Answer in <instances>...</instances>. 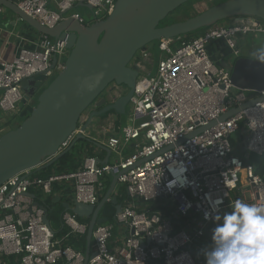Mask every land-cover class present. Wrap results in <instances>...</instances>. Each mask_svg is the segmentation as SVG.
I'll return each instance as SVG.
<instances>
[{"label": "built area", "instance_id": "1", "mask_svg": "<svg viewBox=\"0 0 264 264\" xmlns=\"http://www.w3.org/2000/svg\"><path fill=\"white\" fill-rule=\"evenodd\" d=\"M10 1L47 29L67 18L85 25L103 21L115 3ZM77 3L90 7V24L72 12ZM247 35L252 40L261 39L264 47V23L251 17L209 28L188 42L161 39L152 77L148 67L154 65L153 56L148 49L139 52L133 65L146 75H139L130 98V125L106 142L114 161L99 165L95 158L85 157L74 172L47 178L26 177L24 172L0 185V264H6V258L16 264H57L62 260L82 264L84 254L62 247V241L53 238L51 228L43 222L44 211L34 206L26 194L37 190L46 197L58 185L70 192L68 203L96 206L111 175L118 176L117 185L123 187L127 203L120 205L111 223L93 228V256L87 264H195L198 254L205 256L203 264H207V250L200 241L206 234L213 236L219 225L215 217L238 199L264 207V177L255 174L247 161L249 155L264 154V90L235 89L231 83L232 64L218 66L206 51L212 41L222 40L236 59L240 56L236 46ZM254 54L264 65V53ZM67 56L64 41L40 34L32 47H20L10 61L0 60V112L16 115L22 111L26 106L17 108L23 97L20 83L34 75L46 73L49 78L59 73ZM53 57L56 63L50 71ZM252 101L251 106L218 121L230 110ZM86 115L80 117L79 127ZM212 122L215 124L209 126ZM236 134L242 140V158L234 155L236 144L233 146L232 141ZM130 142L134 150L123 157ZM181 166L186 171L182 172ZM173 180L177 183L170 187ZM185 180L187 183L181 187L179 182ZM206 194L212 200L222 199V203L211 207ZM232 195L239 198L231 201ZM139 202L143 207H138ZM62 222L70 234H86L87 225L72 213H63ZM114 228L116 238L112 236Z\"/></svg>", "mask_w": 264, "mask_h": 264}, {"label": "water", "instance_id": "2", "mask_svg": "<svg viewBox=\"0 0 264 264\" xmlns=\"http://www.w3.org/2000/svg\"><path fill=\"white\" fill-rule=\"evenodd\" d=\"M191 1L115 0L112 13L103 21L85 25L67 18L54 28L47 29L12 1L0 0V14L2 10L11 12L38 34L64 41L68 50L62 71L46 86V73L31 76L20 83L21 104L27 106L33 98L34 104L17 127L0 135V185L18 174L27 172L25 176L31 177L50 167L80 140L88 143L90 139L84 133L96 119L102 121L103 116L110 112L125 115L140 75L133 60L150 44L161 39L181 38L225 20L251 17L264 22V0H226L184 21L159 26L170 14ZM77 7L90 11V7L82 3H77ZM55 63L56 58L53 57L50 71ZM231 83L237 90L263 91L264 65L254 57L240 55L232 63ZM112 85L113 90L105 95ZM253 103L230 110L218 121L239 113ZM84 114H88L87 120L79 127L80 117ZM214 124L212 122L209 126ZM66 142L69 144L60 151ZM95 145L111 153L108 148ZM96 164L101 162L96 159ZM117 178V175L110 176L109 186L96 206L61 203L63 213L70 212L77 218L88 220L82 264H87L93 256L90 252L93 228L107 222L99 217L102 207L110 202L116 213L121 210L113 196ZM26 195L33 197L29 193ZM52 202L58 203L59 199L55 197ZM34 206L44 211L43 222L50 227L47 209L38 202Z\"/></svg>", "mask_w": 264, "mask_h": 264}, {"label": "clouds", "instance_id": "3", "mask_svg": "<svg viewBox=\"0 0 264 264\" xmlns=\"http://www.w3.org/2000/svg\"><path fill=\"white\" fill-rule=\"evenodd\" d=\"M169 171H173L172 166ZM181 171L186 168L181 166ZM176 183L177 180L170 181L169 186ZM179 183L184 187L187 181ZM206 199L213 208L222 203L220 198L212 200L210 194ZM215 218L221 219L219 215ZM212 240L215 247L206 254L207 264H264V207L235 200L231 213L224 214L223 223L214 229Z\"/></svg>", "mask_w": 264, "mask_h": 264}, {"label": "crops", "instance_id": "4", "mask_svg": "<svg viewBox=\"0 0 264 264\" xmlns=\"http://www.w3.org/2000/svg\"><path fill=\"white\" fill-rule=\"evenodd\" d=\"M39 35L40 34H38L32 28L21 22L17 16L7 10H2V13L0 14V60L10 61L20 47H32V43L38 39ZM238 45L242 49V43L239 42ZM247 53L252 54L249 49ZM209 55L210 58L215 61V56H213L211 50L209 51ZM253 56H255V54H253ZM93 123L94 124L91 126V128H89L84 133V136L88 137L90 141L88 143H83V145L78 141L74 146L79 148L81 147L79 155L82 159L87 156H91L99 160L101 164L109 162L111 163L116 159L114 155H112V153H106L102 148H100V146H96L95 143L107 148V139L111 136H119L121 130L130 125L129 115L125 121L121 116L116 115L114 112H110L108 115L103 116L102 121L96 119ZM133 150L134 143L130 142L123 150V157L133 152ZM107 182L110 183V178L107 179ZM33 192L35 193L39 191H29V194L33 195V197L29 198L34 205L37 200H35ZM69 194L70 192L67 189H64L63 192H55L54 194L52 193V198L54 199L57 197L59 199V203H64L69 199ZM113 196L116 198V201L117 198H123L122 203L119 205L124 206L127 203V196L123 187L116 186L113 191ZM139 203L140 207H143L142 203ZM99 217H101L100 214Z\"/></svg>", "mask_w": 264, "mask_h": 264}, {"label": "trees", "instance_id": "5", "mask_svg": "<svg viewBox=\"0 0 264 264\" xmlns=\"http://www.w3.org/2000/svg\"><path fill=\"white\" fill-rule=\"evenodd\" d=\"M196 0H193L191 2H188L184 5H182L179 9H177L174 13L177 12H188L192 4ZM173 23V21L170 22H161L160 27L166 26ZM206 29H201L197 32H194L192 34H188L185 36H182L180 39L181 41L188 42L189 40H192L196 37H198L200 34H202ZM28 114V113H27ZM26 114V115H27ZM26 115L22 118V120L26 117ZM8 122H5V125ZM80 144L83 145V143H87L84 140L79 141ZM232 145L235 146L234 141H232ZM81 147L73 146V148L64 154L62 157H60L53 165L50 167L35 173L32 175V177H38V178H47L48 176L52 174H64V173H70L76 171L83 159L81 158L80 154ZM90 157V156H87ZM242 158V156H239ZM247 161L254 167L255 174L264 177V154L262 156H256V155H249ZM109 186V182L106 183L105 186V191L106 192L107 188ZM63 187L55 185L52 188V193L54 194L55 192H63ZM52 193L49 196L43 197L39 192H33L35 200L37 202L44 206L47 209V214H48V220H49V225L51 230L54 232V239L56 240H61L62 247H70L74 251L80 252L82 254L85 253L86 250V234L84 235H77V234H70L68 228L63 224L62 222V214H63V209L61 206V203H53V198H52ZM123 198H117V204L122 203ZM67 203L69 202L68 200L66 201ZM138 207H140V203H137ZM140 209V208H139ZM116 214V209L114 205H112L110 202L106 203L101 211L100 215L102 218H105L107 220L106 223H111L114 219V216ZM78 221L81 224L88 225V220L86 219H80L78 218ZM118 235L117 233V228H114L112 232V236L116 237ZM200 245H203L207 253L211 252L213 248L215 247L214 242L212 240V235L206 234L202 240L200 241ZM205 256L202 255H196L195 256V264H203ZM6 264H16L13 263L12 258H6ZM57 264H66L63 260L60 261ZM155 264V263H154Z\"/></svg>", "mask_w": 264, "mask_h": 264}, {"label": "rangeland", "instance_id": "6", "mask_svg": "<svg viewBox=\"0 0 264 264\" xmlns=\"http://www.w3.org/2000/svg\"><path fill=\"white\" fill-rule=\"evenodd\" d=\"M226 0H196L192 6L190 7L191 10H189L188 12H177V13H172L170 14L164 21L165 22H170L173 21L174 22H181L184 21L186 19H188L189 17H192L196 14H199L203 11H205L206 9L215 6L217 4H220L222 2H224ZM72 12H75L77 14L80 15V17L85 21V23L90 24L91 20L90 19V11L86 8L83 7H77L74 8L72 10ZM232 20H225L222 22L217 23L216 25L209 27V28H213V27H222V26H226L229 25ZM163 22V21H162ZM264 23V22H263ZM172 24V23H171ZM209 28H206L209 29ZM205 30V31H206ZM242 49L238 46H236V50L239 51V55H248L250 57H253L254 52L255 53H264V47L262 46V40L259 38H256L255 40H252L251 37L249 35H247L246 37L243 38L242 41ZM149 53L153 56L154 58V65L152 67V69H150V67H148V70H151L150 75L149 76H154L155 72H156V68H157V62H158V56H159V51L157 48V43H152L147 47ZM248 49H251V53L249 54L247 53ZM212 51L213 56H215V63L218 66L221 67H230L231 64L233 63V60L235 58V56L232 55V51L229 50L225 44L223 43L222 40H215L212 41L210 44H208V46L206 47V51L209 56V51ZM211 59V58H210ZM56 74L53 73L48 80L44 83V86H46L55 76ZM142 75H146L145 73L141 72L140 76ZM43 86V88H44ZM111 90H113V85L111 87H109L105 93V95L109 94V92H111ZM118 90L120 91H125L123 88H119ZM34 104V98L32 99V102L27 104L26 107H23V110L18 112L16 115L14 114H3L0 112V135L4 132H6L7 130L10 129H14L15 127H17L19 125V123L21 122L22 118L30 111V109L32 108V105ZM17 108L21 109L22 108V104H17ZM132 114V107L129 104L127 106V112L125 115H122L121 117L123 118V120L126 121V118L129 115V120ZM5 122H8L5 125ZM233 141L236 144V147L234 148V155L236 157H239L243 154L242 151V146L240 145V143L242 142V140H240V136L239 135H234L233 136ZM237 142H239V144H237ZM243 145V144H242ZM119 185H117L118 187ZM245 196L247 197V194H245ZM241 197V196H240ZM235 198H239L238 196L232 195L231 197V201H233ZM232 211V207H226L224 208L220 214H218L221 219L220 220H216L217 223L222 224L223 223V216L224 214H230Z\"/></svg>", "mask_w": 264, "mask_h": 264}]
</instances>
